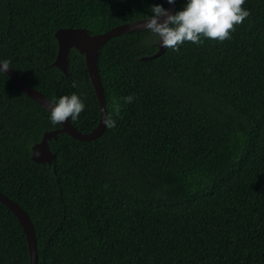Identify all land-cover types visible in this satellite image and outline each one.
Returning a JSON list of instances; mask_svg holds the SVG:
<instances>
[{"label":"trees","instance_id":"1","mask_svg":"<svg viewBox=\"0 0 264 264\" xmlns=\"http://www.w3.org/2000/svg\"><path fill=\"white\" fill-rule=\"evenodd\" d=\"M176 10L184 0H175ZM165 0H0V58L52 99L76 91L90 131L100 105L85 54L53 65L55 31L99 33ZM231 38L145 45L147 29L108 39L98 68L116 125L91 140L62 131L51 163L32 146L61 127L0 71V189L29 213L38 264H264V0ZM75 81V87H73ZM131 93V103L122 97ZM0 264H31L26 232L0 200Z\"/></svg>","mask_w":264,"mask_h":264},{"label":"clouds","instance_id":"2","mask_svg":"<svg viewBox=\"0 0 264 264\" xmlns=\"http://www.w3.org/2000/svg\"><path fill=\"white\" fill-rule=\"evenodd\" d=\"M167 2L172 4L174 0ZM244 4L245 0H184L182 7L173 12L163 3H153L150 13L144 19V27L148 34L144 37L143 43L159 44L178 51L186 41L199 45L204 42V38L218 41L231 38L235 26L249 15V9L243 7ZM9 66L7 58H0V71L5 72ZM133 99V95L129 93L122 97V102L131 103ZM121 106L116 103L112 112L104 111V124L108 127L116 125L115 116L118 115ZM85 107V101L78 92L62 94L50 101L48 119L53 124L66 118L74 121L79 118Z\"/></svg>","mask_w":264,"mask_h":264},{"label":"water","instance_id":"3","mask_svg":"<svg viewBox=\"0 0 264 264\" xmlns=\"http://www.w3.org/2000/svg\"><path fill=\"white\" fill-rule=\"evenodd\" d=\"M165 1L166 8L174 12L177 7L176 1L174 0L172 4H169L167 0ZM145 18L146 17H142L139 19L120 23L109 28L106 31L94 34L90 33L89 30L83 26L60 27L55 31V36L58 41V53L55 61L53 62V65L60 67L66 74H68L70 49L75 47L81 53L85 54L87 68L95 87L100 105V118L97 125L90 131L79 130L70 121V119L67 118L61 122V127L46 130L43 133L42 139L34 143L32 146V157L34 160L43 162L46 161L49 163L52 162L55 157V153L50 147V140L53 137H56L59 132L67 131L74 137L84 140H91L103 133L106 127V124H104L103 122V114L104 111L107 112V107L98 68L99 50L108 39L117 34L145 29ZM157 45L158 50L154 54L143 56L142 58L148 59L160 55L164 51L165 47L159 44ZM5 72L10 75V77L24 92H26L33 99L50 110V101L52 100L50 96L45 94L39 88H36L25 81L13 66L10 65ZM0 200L8 205L20 220L29 242L31 264H38L39 255L35 227L28 211L18 201L5 194L1 189Z\"/></svg>","mask_w":264,"mask_h":264}]
</instances>
